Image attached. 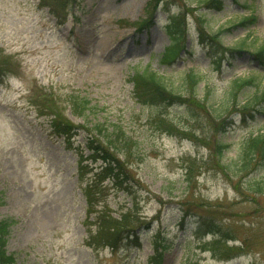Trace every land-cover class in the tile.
Returning <instances> with one entry per match:
<instances>
[{"label":"rangeland","instance_id":"rangeland-1","mask_svg":"<svg viewBox=\"0 0 264 264\" xmlns=\"http://www.w3.org/2000/svg\"><path fill=\"white\" fill-rule=\"evenodd\" d=\"M219 4L0 0V219L16 221L6 242L16 264H264V192L250 187L264 164L236 167L243 143L264 129V0ZM250 14L254 23L238 25ZM171 17L185 29L165 63L164 48L175 50ZM136 70L163 77L170 99L136 102ZM237 77L250 82L232 99ZM79 97L90 107L82 117L70 112ZM95 126L123 132L118 156L132 180L126 192L103 181L95 207L117 219L127 212L135 227L97 249L87 245L95 220L86 219L74 151L90 154L88 138L101 139ZM87 163L91 178L100 163ZM155 240L166 249L156 252Z\"/></svg>","mask_w":264,"mask_h":264},{"label":"trees","instance_id":"trees-1","mask_svg":"<svg viewBox=\"0 0 264 264\" xmlns=\"http://www.w3.org/2000/svg\"><path fill=\"white\" fill-rule=\"evenodd\" d=\"M162 0H154V6ZM211 7H219L220 0H210ZM153 10L155 8H152ZM255 18H243L238 25L242 23H254ZM145 22L141 23L143 26ZM169 32L172 36V40L176 39V42L172 47H175L173 54L166 55L170 47L164 51L163 61L166 63H170L177 56L179 51V44L182 40V35L184 33V27L181 26L180 21H176L174 17H171V21H169ZM178 38V39H177ZM244 46V41L241 46ZM261 49L259 52H262L264 49V45L259 48ZM256 58H259L256 56ZM6 59V58H5ZM1 72L3 70H0ZM187 79H194L192 76H186ZM130 81L133 85V93L137 102L140 104H148L156 101H161L163 97L166 99H170L169 97L171 91H166V86L164 83V78L159 76V74L155 71L151 70H136L132 72L130 77ZM254 80L252 79V82ZM192 82V81H191ZM250 82L248 79L246 80H234L231 84V89L229 90L228 95H232V99H235L234 93L238 91L242 84H246ZM195 84L194 82H192ZM168 90V89H167ZM72 100L71 105V113L74 116L82 117L88 110L89 102L85 98H76L70 99ZM247 104H244L245 106ZM40 107H42L40 105ZM54 116H57L54 113ZM53 128L58 135H61L66 141L73 136L72 130H70L71 126L67 125L63 122H60L59 125H56L53 121ZM61 128H57V127ZM97 133L101 134V139H93V137L88 138L86 142V149L90 154L84 156L83 153L77 151L79 148H75L76 150V163H77V179L79 182V189L82 193L86 204V219L89 220L90 217H93L95 221L88 222L87 230L88 237L86 236L87 245L88 246H96L95 249L99 246H115L119 241L126 239L132 235H134V225L132 220H129L130 214L125 212L117 218L111 217L109 214L105 213L102 209H96V203L102 198L103 192L108 189L107 185L102 186L101 183L105 180H108L111 183L110 187H118L120 190L126 192L130 188L132 184V180L128 176V172L125 168V164L119 158L118 154H120L122 147H117L118 144L123 147H127L129 143L128 140L125 139V135L123 132H118V130L111 129L107 131L105 129H99L98 126H95ZM226 145H219V149L216 148L217 157L221 155L224 147ZM240 155L239 164L236 166L237 171H242V165L246 162V160H255L262 161L264 164V132L257 134L254 137L247 139L242 146V150ZM258 157V160L256 158ZM88 161H98L100 165L97 167L98 171L93 174L91 178H89L88 173L94 171L93 168H89ZM97 182H100L97 183ZM251 188L256 192H264V178L261 180H253L250 184ZM3 203L2 197L0 195V205ZM105 206H103L104 208ZM16 221L12 218L6 217L0 219V264H16V259L14 254L8 253L6 250V242L9 234V228L15 224ZM94 227V228H92ZM208 231L220 232L217 230L212 224H207V221H204L201 225ZM93 229V230H92ZM225 234V233H222ZM160 243V244H159ZM155 245V246H154ZM153 246L157 252L160 248L161 251L166 249L165 243L158 242L155 240L153 242ZM227 249L234 251L233 246L227 247ZM155 254V253H154ZM157 259H159V254L156 255ZM191 264H194L192 262Z\"/></svg>","mask_w":264,"mask_h":264}]
</instances>
